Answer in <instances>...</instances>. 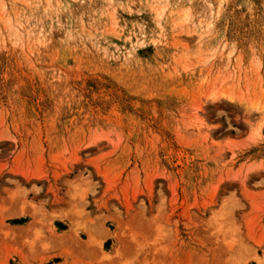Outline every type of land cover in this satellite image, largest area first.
<instances>
[{
  "label": "rangeland",
  "instance_id": "374dc122",
  "mask_svg": "<svg viewBox=\"0 0 264 264\" xmlns=\"http://www.w3.org/2000/svg\"><path fill=\"white\" fill-rule=\"evenodd\" d=\"M262 106L264 0H0V264H264Z\"/></svg>",
  "mask_w": 264,
  "mask_h": 264
},
{
  "label": "bare ground",
  "instance_id": "6f19581e",
  "mask_svg": "<svg viewBox=\"0 0 264 264\" xmlns=\"http://www.w3.org/2000/svg\"><path fill=\"white\" fill-rule=\"evenodd\" d=\"M161 10H162V8H161ZM187 11V10H186ZM185 11V9H184V11H181L180 13H182V12H186ZM161 11L159 10L158 11V13H160ZM187 13V12H186ZM188 13H189V11H188ZM187 13V14H188ZM160 14H162V13H160ZM182 17H184L183 16V14L181 15ZM186 16V15H185ZM188 16V15H187ZM159 18L161 17V15H159L158 16ZM192 17V16H191ZM185 18H183V20H184ZM160 25V24H159ZM221 90V89H220ZM220 92V91H219ZM217 96H226V95H228L227 94V92L226 91H223V92H220V93H218V94H216ZM229 98H230V96H228ZM263 107V106H262ZM263 109H264V107H263ZM264 128V122L259 126V131H262V129ZM68 237V236H67ZM88 243H89V241H88ZM90 244V243H89ZM92 245V244H91ZM26 262V261H25ZM40 262H44L43 260H40ZM30 263H31V261H30ZM28 264H29V262H28ZM34 264V263H33Z\"/></svg>",
  "mask_w": 264,
  "mask_h": 264
}]
</instances>
